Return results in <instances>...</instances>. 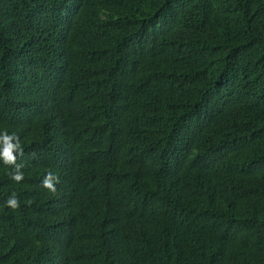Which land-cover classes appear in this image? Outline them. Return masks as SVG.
<instances>
[{
  "label": "trees",
  "instance_id": "16d2710c",
  "mask_svg": "<svg viewBox=\"0 0 264 264\" xmlns=\"http://www.w3.org/2000/svg\"><path fill=\"white\" fill-rule=\"evenodd\" d=\"M175 105L185 118L154 111ZM4 132L21 136L26 175L0 226L13 212L87 232L101 204L147 227L163 184L194 171L214 196L199 231L131 264H264V0H0ZM54 142L81 185L36 203L47 170L66 174ZM4 249L0 236V264Z\"/></svg>",
  "mask_w": 264,
  "mask_h": 264
},
{
  "label": "clouds",
  "instance_id": "9594fccd",
  "mask_svg": "<svg viewBox=\"0 0 264 264\" xmlns=\"http://www.w3.org/2000/svg\"><path fill=\"white\" fill-rule=\"evenodd\" d=\"M135 100L151 110L142 100ZM154 111L185 118L179 105ZM0 136V165L7 169L0 176L1 198L6 189L24 179L26 161L20 135L4 132ZM54 146L57 159L67 167L66 174L62 178L58 172L47 170L41 177V185L48 193L33 197L36 203H60L68 196L69 189L81 185L69 171L61 147L55 142ZM79 153L101 152L84 144ZM199 188L200 178L194 171L163 184L153 200L147 227L137 220L135 213L98 212L101 204L92 209L91 229L87 232L73 221L19 218V214L7 212L0 226V236L5 239L4 264H131L133 254L163 256L176 242L199 231L197 217L207 214L214 202L213 194L200 195ZM4 204L16 209L19 200L13 194L5 198ZM2 212L0 205V218ZM99 244L107 254L103 263L87 258L89 251Z\"/></svg>",
  "mask_w": 264,
  "mask_h": 264
}]
</instances>
